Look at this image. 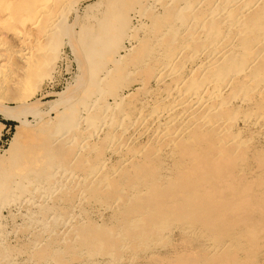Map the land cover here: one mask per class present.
I'll return each instance as SVG.
<instances>
[{"label":"bare ground","instance_id":"6f19581e","mask_svg":"<svg viewBox=\"0 0 264 264\" xmlns=\"http://www.w3.org/2000/svg\"><path fill=\"white\" fill-rule=\"evenodd\" d=\"M80 1L0 0V102L23 92L0 152V264H264V0H135L136 23L104 8L132 0H100L69 46L87 81L32 102ZM110 54L151 80L121 83ZM176 230L198 246L164 260Z\"/></svg>","mask_w":264,"mask_h":264},{"label":"rangeland","instance_id":"374dc122","mask_svg":"<svg viewBox=\"0 0 264 264\" xmlns=\"http://www.w3.org/2000/svg\"><path fill=\"white\" fill-rule=\"evenodd\" d=\"M98 1H100V0H81L80 2H78L79 4L76 5L77 7L75 6L73 8L74 12L73 11L71 12V14L69 16L70 18L68 17L67 22H66V27L68 28V34H65V36H64L65 39L64 38L63 39L62 38L57 39L61 43H58L59 45H58V48L56 50L57 51L58 60L56 61L55 65L53 67V69H54V73L53 74L54 75L52 77V80H46V81L43 82V84L41 85L42 88L40 86V90L37 91V93L31 99L32 102H35V101H39V102L53 101V100H55L56 97L52 93H59V92L64 91V89L69 84H74V86H75V84L78 83L80 85V87H81L87 81L88 77H86V78L85 77L84 78L80 77L81 73L78 72L77 62H76L74 56L72 55V51L69 48V46H70V44H75V47H79L80 39L78 38V33L81 31L80 28L81 27L82 28L90 27L91 24L94 22V20H92V19L91 20L90 19L87 20V19L83 18V16H82L83 15V11L87 8V6L95 5V3L98 2ZM121 4L122 5H119V6L117 5V6L113 7L112 6V2H110V3L106 2V3H104V5H105L104 8H109V9L116 8L117 10L120 11L121 9H124V7H125L124 10H126L128 12L127 14L130 16L131 22L132 23H136V21H134V19H133L134 14L136 13V11L140 10L144 5L136 2L135 0L124 1V2H121ZM75 8H76L77 12H76ZM95 14H97V13H95ZM85 21L86 22L88 21L90 23L92 22V23L90 24V23L87 22L88 23L87 24ZM84 22L86 23V26L85 25L83 26V24H85ZM89 24H90V26H88ZM3 26H2V28H0V34L2 35L3 39H5V40L8 39V42H9L11 40L10 37H11L12 33L9 32V30H7L8 24H7L6 21H4ZM67 28H66V31H67ZM123 45H127L128 46V44H126L125 41L123 42ZM122 53L124 55H126L125 52L122 51L121 54ZM132 55L133 56H131V54L126 56L125 63H128V65H129V62H131L133 60V58L135 57V53H133ZM108 57H107L108 58V62L106 63L105 67L113 68V70L114 69L115 70L119 69L120 70L119 74L122 73L119 76L121 78L120 80H122V81L124 80L121 83H124V84L129 83V86L132 85L135 88V86L137 85V84L135 85V83H134V82H136V81H134L136 76H143V78L146 79L147 81L151 80V75H149L147 73V71H145V70H142V71L138 72L136 75H132V76H129L128 78L127 77L125 78L126 70H124L122 67L119 68L118 64L115 65L113 63V54L108 55ZM136 57L138 58L139 55H137ZM16 64H17V66H20V67L23 66L21 64L20 60H18V62ZM79 65H80V67H82L81 63H79ZM36 74L37 73H35V75ZM9 75L10 74H8L6 78H8V77L10 78ZM19 76H20V74H19ZM79 77L81 78L80 80H79ZM32 83H33V80L30 81V84H32ZM151 84L154 85V83H151ZM7 88L8 89H5V91L2 92V94H3L2 95V99H1L2 102H0V110L4 111V112H2V114H5V116H3L5 118H1V119L3 121H5V122H14V121L11 120V118H9V113H10V111H14L15 110L16 104L14 102H11V101L13 99L19 98L23 94V92H22L21 88L19 89V88H16L14 86L12 87L11 85H9ZM80 92H81V90H79V93H77V96H79ZM9 100H11V101H9ZM49 107H50L49 105H44V106H42V109H48ZM30 119L33 121V118L30 117ZM2 125H3V127H2ZM5 125L6 124L4 122L0 121V126H1L0 127V134H1L0 135V152H3V151H5V150H7L9 148L10 142H11V140H12V138L14 136V133L16 131L17 123H16L15 127H9V126L6 125V128H5ZM257 145L260 146V147L262 146V144H260V143H258ZM252 161H254V160H252ZM35 211H36V209H35ZM1 212H2V215H4V216L7 215V210L6 209L5 210H1ZM15 219L16 220L13 221V222L16 225L17 224H21V220L20 219H18V218H15ZM6 225H8V228H7L8 230L7 231L8 232H12V226H11L12 224L6 223ZM174 232L172 233V239H171V242H170L171 244L167 245V247H165V249H164V247H160L159 248V250L161 249L160 250L161 251V257L164 260L168 259L169 256L173 255V252L176 251L175 250V245L178 246L180 244V242H181V244H182V242L183 243L184 242L186 243V241H187V243L189 242L188 243L189 246L186 243V246H187L186 249H188V247L189 248L190 247H192V248L194 247L195 248V247L198 246V243L196 241H194V239L186 237L185 233H183V232H181L179 230H176ZM18 234L20 236V235H22V232H19ZM186 238H188V239H186ZM9 240L11 242V243L8 244L9 248H12V249L19 248V242L13 240V235H11L9 237ZM20 247H22V246L20 245ZM0 248L3 249L1 246H0ZM192 248H190V249H192ZM8 250H10V249H8ZM4 251H5V249L2 251V253ZM263 257H264V255H263ZM263 257H261V258H263ZM261 258L257 262H260V263L263 262L261 260ZM5 264H8V263H5ZM20 264H24V263H20Z\"/></svg>","mask_w":264,"mask_h":264},{"label":"trees","instance_id":"16d2710c","mask_svg":"<svg viewBox=\"0 0 264 264\" xmlns=\"http://www.w3.org/2000/svg\"><path fill=\"white\" fill-rule=\"evenodd\" d=\"M0 121H2V122H4L7 126H9V127H15L16 126V123L15 122H5V121H3L2 119H1V117H0Z\"/></svg>","mask_w":264,"mask_h":264},{"label":"crops","instance_id":"0c3cea01","mask_svg":"<svg viewBox=\"0 0 264 264\" xmlns=\"http://www.w3.org/2000/svg\"><path fill=\"white\" fill-rule=\"evenodd\" d=\"M5 128H6V125H5Z\"/></svg>","mask_w":264,"mask_h":264}]
</instances>
